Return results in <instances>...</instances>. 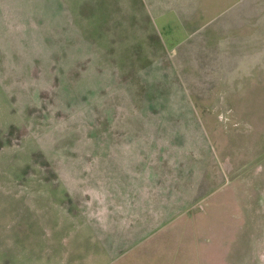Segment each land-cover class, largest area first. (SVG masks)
I'll list each match as a JSON object with an SVG mask.
<instances>
[{
    "label": "rangeland",
    "instance_id": "374dc122",
    "mask_svg": "<svg viewBox=\"0 0 264 264\" xmlns=\"http://www.w3.org/2000/svg\"><path fill=\"white\" fill-rule=\"evenodd\" d=\"M136 3L0 0V264H264V0L199 79Z\"/></svg>",
    "mask_w": 264,
    "mask_h": 264
},
{
    "label": "crops",
    "instance_id": "0c3cea01",
    "mask_svg": "<svg viewBox=\"0 0 264 264\" xmlns=\"http://www.w3.org/2000/svg\"><path fill=\"white\" fill-rule=\"evenodd\" d=\"M249 1L252 7L253 0H246V3ZM136 2L140 7L141 17L143 15L144 18H147L148 22L155 27V32L162 36L167 50L164 55L167 59L166 63L176 66L174 68L176 73L179 74L178 70L185 73V66L193 65L194 72L199 79L202 74L204 76L206 70L202 66L213 65L214 62L211 59L224 58V56L238 57V55L246 57V53L241 55L239 52H221L222 54H219L217 51L221 44H214L217 37L214 33L220 30L221 24L228 26L230 23L223 21V17H232L236 25L243 15H245V19L247 18L248 6L239 11V0H136ZM134 16L138 18L136 14ZM198 41L200 44H193ZM228 45L225 44L226 48ZM250 46L252 48L253 44ZM247 47L248 44H231V48L235 49H247ZM169 49L174 53L169 52ZM178 58L183 60L177 63ZM177 64H181V66L179 67ZM201 67L202 69H200ZM209 73L213 74L214 70L210 69ZM187 78L189 79V76ZM185 219L187 218L183 216L165 223V226L163 225L164 227L154 234V242H151L155 243V246L158 245L159 248L167 242L172 249L182 248L185 254ZM194 232L196 244H193L196 249L199 246L196 238L199 230L195 229ZM135 251L133 248L132 253L119 256V258L127 256V259L118 264H127V261L135 256Z\"/></svg>",
    "mask_w": 264,
    "mask_h": 264
},
{
    "label": "trees",
    "instance_id": "16d2710c",
    "mask_svg": "<svg viewBox=\"0 0 264 264\" xmlns=\"http://www.w3.org/2000/svg\"><path fill=\"white\" fill-rule=\"evenodd\" d=\"M147 65H149V64H147Z\"/></svg>",
    "mask_w": 264,
    "mask_h": 264
},
{
    "label": "flooded vegetation",
    "instance_id": "af4514ba",
    "mask_svg": "<svg viewBox=\"0 0 264 264\" xmlns=\"http://www.w3.org/2000/svg\"><path fill=\"white\" fill-rule=\"evenodd\" d=\"M235 204V203H234Z\"/></svg>",
    "mask_w": 264,
    "mask_h": 264
}]
</instances>
